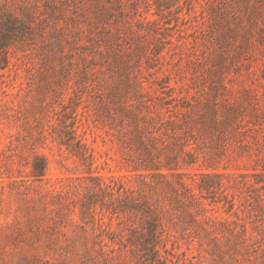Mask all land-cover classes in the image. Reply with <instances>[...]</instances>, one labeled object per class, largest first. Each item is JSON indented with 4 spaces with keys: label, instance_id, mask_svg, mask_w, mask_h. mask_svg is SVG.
Segmentation results:
<instances>
[{
    "label": "rangeland",
    "instance_id": "1",
    "mask_svg": "<svg viewBox=\"0 0 264 264\" xmlns=\"http://www.w3.org/2000/svg\"><path fill=\"white\" fill-rule=\"evenodd\" d=\"M8 14L29 27L0 71V264H137L112 249L144 243L142 198L161 228L142 264H264V0H0ZM180 95L238 118L189 137L164 125ZM145 118L180 179L135 168Z\"/></svg>",
    "mask_w": 264,
    "mask_h": 264
},
{
    "label": "trees",
    "instance_id": "2",
    "mask_svg": "<svg viewBox=\"0 0 264 264\" xmlns=\"http://www.w3.org/2000/svg\"><path fill=\"white\" fill-rule=\"evenodd\" d=\"M8 21L4 20L0 23V71L9 69L10 61L7 56L8 46L13 42L16 38L18 40H22L27 31L28 25L27 23L18 17H15L11 14L7 15ZM3 75L0 74V77ZM209 98V97H208ZM205 101V105L200 109L198 108V103L194 100V97H188L187 95H180L178 97H174L175 104L173 106V115L179 120L181 123H177L176 121H168L165 122L164 125H172V126H181L184 125L187 129L189 137H192V133L189 132L192 127H197V131L204 134L208 129L207 124L212 127H216L221 122H233L236 121L237 111L233 109L231 106H227L228 108H224L223 111L215 104H210L209 99ZM177 102H180L177 103ZM222 114V115H221ZM241 115V114H240ZM220 117V118H218ZM144 123L143 128H140L137 125L136 128V136L135 142L136 144L142 148V151L146 154V160L143 158H139V161L135 163L136 169L140 168L144 171V174H141L143 179L145 178H155L156 176L162 177L163 179H167L168 177L172 178H181L184 173H173L169 172L167 174L160 173L159 169L161 167L166 168L167 170H173L171 168L169 162L178 161V154H175L173 157L166 156V164L161 165V151L157 147V143L161 140V137L155 134V127L152 122L153 119H142ZM254 129L256 128V124L253 123ZM186 136V135H185ZM185 141L189 142L187 136L185 137ZM66 147L69 148V139L63 142ZM78 147L81 148L83 145L78 141ZM72 147V146H71ZM71 151H75V154L79 155L80 151H76L73 147ZM182 161L186 163V165H190L196 162V157L193 153L183 152L182 153ZM195 178H204L210 176L206 174H194ZM206 182L201 180V185L199 188L207 187ZM138 201L137 205H135L139 211V228L140 230H136V234L144 239V243H140L139 245H135V248H127L123 243H117V248H113V252L123 251L129 252L131 257L136 260L137 264H142L146 260V256H151L153 258L161 259L160 250L157 248V245L161 241L160 237V218L159 214L156 211L155 207L150 206L146 199ZM121 242V241H120ZM125 249V250H123Z\"/></svg>",
    "mask_w": 264,
    "mask_h": 264
}]
</instances>
